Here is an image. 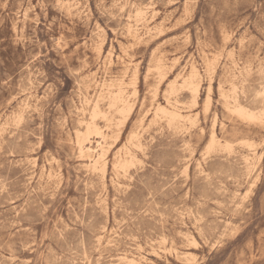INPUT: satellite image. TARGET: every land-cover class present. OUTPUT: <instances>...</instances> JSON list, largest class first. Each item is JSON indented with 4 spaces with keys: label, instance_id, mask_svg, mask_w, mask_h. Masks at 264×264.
Wrapping results in <instances>:
<instances>
[{
    "label": "rangeland",
    "instance_id": "374dc122",
    "mask_svg": "<svg viewBox=\"0 0 264 264\" xmlns=\"http://www.w3.org/2000/svg\"><path fill=\"white\" fill-rule=\"evenodd\" d=\"M235 99L264 110V0H0V264H264V123Z\"/></svg>",
    "mask_w": 264,
    "mask_h": 264
},
{
    "label": "bare ground",
    "instance_id": "6f19581e",
    "mask_svg": "<svg viewBox=\"0 0 264 264\" xmlns=\"http://www.w3.org/2000/svg\"><path fill=\"white\" fill-rule=\"evenodd\" d=\"M140 1V0H139ZM65 4V3H64ZM198 5V4H197ZM129 11V10H128ZM142 16V15H141ZM120 20V19H119ZM131 31H133V29H131L132 27H129ZM186 41V40H185ZM120 48V47H119ZM118 58V57H117ZM157 64V63H156ZM161 64V63H160ZM195 64V63H193ZM218 64V63H217ZM211 65V64H210ZM159 66V65H158ZM141 67V66H140ZM155 67V66H154ZM162 67V66H161ZM209 67V66H208ZM158 68V67H157ZM211 68V67H210ZM216 68V67H215ZM215 68L213 70H215ZM141 69V68H140ZM160 69V67H159ZM237 69V68H236ZM210 72H212L211 70H209ZM36 72V71H35ZM161 73V72H159ZM162 74V73H161ZM160 74V75H161ZM199 75H200V72L197 68V66L195 65H192L191 67V74H190V77L185 79L183 82L186 86H188L192 93H193V103H197L198 102V98L200 97V84H199ZM212 75H214L212 73ZM30 76V75H29ZM41 76V75H40ZM179 76V75H178ZM22 77V76H21ZM135 77V76H134ZM183 77V76H181ZM180 77V78H181ZM186 77V76H185ZM211 77V76H210ZM178 78V77H177ZM201 78V77H200ZM179 79V78H178ZM178 79H176L173 83V86H172V90L175 89V84L178 82ZM211 79V78H210ZM213 79V78H212ZM214 81V80H213ZM44 82V81H43ZM113 82V81H112ZM182 82V83H183ZM201 82V81H200ZM203 82V81H202ZM104 83V82H103ZM118 83V82H117ZM156 83V82H155ZM121 84V83H120ZM183 84V85H184ZM114 85V84H112ZM133 85V84H132ZM135 85V84H134ZM238 85V84H236ZM235 85V86H236ZM262 85V84H261ZM117 86V85H116ZM212 86V84H211ZM211 86L209 87V92L212 91L211 89ZM103 87V86H102ZM105 87V86H104ZM50 88V87H49ZM107 88V86H106ZM112 88V87H111ZM125 88V86H124ZM127 88V86H126ZM136 88V87H135ZM170 88V87H169ZM234 88V87H233ZM232 88V89H233ZM238 88V87H236ZM114 89V88H113ZM134 89V88H133ZM181 89V88H180ZM240 89V88H239ZM23 90V89H22ZM107 90V89H106ZM236 90V89H235ZM241 90V89H240ZM111 97H110V107L112 109H116L118 111V113L120 114V119H119V122H118V125L123 127L124 125H126L128 119L130 118V116L132 115V112H133V109H134V104L133 105V102L131 103V101L128 100V97L126 98L125 96V92L123 91V89L120 87L117 91H113L111 89ZM188 91V89H187ZM174 92V91H173ZM176 92H178V90H176ZM213 92V91H212ZM236 93V91H234ZM239 93V92H238ZM127 94V93H126ZM175 94V93H174ZM208 94V93H207ZM230 94V92H229ZM234 94V93H233ZM110 95V94H109ZM132 95V94H131ZM167 95V94H166ZM211 94H208V97H207V102H206V110L209 109L210 107V101H211V97H210ZM207 96V95H206ZM237 96V95H236ZM235 96V97H236ZM135 97H136V94H135ZM231 97H232V94H231ZM234 97V98H235ZM171 98V97H170ZM224 98V97H223ZM230 98V97H229ZM173 99V98H172ZM176 99V98H175ZM200 99V98H199ZM233 99V98H232ZM225 100V99H224ZM227 100V99H226ZM26 101V100H25ZM97 101V100H96ZM178 101V100H177ZM231 102V101H230ZM171 101H167V104L166 105H163V104H158L156 106V113L159 114V113H162L163 115H165L169 121V123L171 124H174V123H179L183 120H187L190 115H185L183 114L181 111H180V107L178 108L176 105H173L175 103H173ZM179 103V102H178ZM181 103V102H180ZM95 104V103H94ZM194 104V106H195ZM199 104V103H198ZM212 104V103H211ZM88 105V104H87ZM205 106V105H204ZM203 106V107H204ZM192 108V107H191ZM91 109V108H90ZM211 109V108H210ZM204 110V108H203ZM232 110V109H231ZM233 110L241 117L245 118V119H248L250 121H261L264 123V110L262 111H254L252 110L251 108H248L247 106L241 104L238 100L235 99V102H234V107H233ZM92 111V110H91ZM105 110H103L100 106L99 103H96L94 105V108H93V111H92V115H91V121H89L86 125V128H87V132L88 133H82V132H79V138H78V147H79V150L83 153V154H94L95 152V145L92 141V139H90L89 135L92 133V132H95L101 139H104L105 136H106V132L104 130H102L99 125V121H98V118L100 117H103L104 119H106L107 121L109 120V116H108V113L104 112ZM209 111V110H208ZM207 111V112H208ZM109 112V111H108ZM91 113V112H90ZM89 113V114H90ZM111 113V112H110ZM237 115V116H238ZM43 117V116H42ZM215 118V117H214ZM115 120V119H114ZM193 120V119H192ZM106 122V121H105ZM214 122V121H213ZM58 123V122H57ZM191 123V122H190ZM110 125V123H109ZM180 127V126H179ZM85 128V127H84ZM124 128V127H123ZM104 129V128H103ZM85 130V129H84ZM78 131V130H77ZM120 133V132H119ZM202 133V132H201ZM141 134V133H140ZM94 135V134H93ZM119 136V135H117ZM175 136V135H174ZM131 137V136H130ZM134 137H136V135H134ZM139 137V136H138ZM116 139H118L117 137H115ZM120 139V138H119ZM118 139V140H119ZM132 139V138H131ZM117 140V141H118ZM135 141V140H134ZM136 142V141H135ZM138 142V141H137ZM142 142V141H141ZM220 140L216 134V131L213 130L212 131V136H211V141H210V147L211 148H216L217 145L220 144ZM252 142V141H251ZM251 142H246L250 147L253 148L254 144L251 143ZM254 142V141H253ZM264 143V142H263ZM100 144H103V143H98V145ZM113 144V143H112ZM151 144V143H150ZM232 144V143H231ZM222 145V144H221ZM225 145V144H224ZM223 145V147H224ZM229 146V144H227ZM244 145V144H243ZM129 146V145H128ZM101 147V146H100ZM208 146V148H210ZM219 147V146H218ZM217 147V148H218ZM231 147V146H230ZM256 147H258L256 145ZM102 148V147H101ZM124 148V147H123ZM232 148V147H231ZM127 149V147H126ZM228 149V148H227ZM230 149V148H229ZM254 149V148H253ZM256 149V148H255ZM209 150V149H208ZM232 150V149H231ZM188 151V150H187ZM186 151V152H187ZM211 151V150H210ZM215 151V150H214ZM101 152V151H100ZM132 152V151H131ZM130 151H127V155L128 157L126 159H121L119 160V165L118 167H116L117 165L115 164L114 166L116 168H119V169H123V170H127V167L132 163L134 162V159H135V156L131 153ZM206 153V152H205ZM252 153V152H251ZM257 153V152H256ZM105 153H97L96 154V157H95V160L94 161V168H97L100 164H102L103 162V157L105 158L106 156H104ZM235 154V153H234ZM203 155V154H202ZM262 155V153H261ZM48 157V156H47ZM224 158V157H223ZM90 159V158H89ZM92 159V158H91ZM259 159V158H258ZM117 160V162H118ZM247 160V159H246ZM254 160V159H253ZM250 161V159L248 160ZM247 161V162H248ZM101 166V165H100ZM103 169V168H102ZM186 169V168H185ZM104 171V170H103ZM200 171V170H199ZM247 172V171H246ZM210 173V172H209ZM210 176V175H209ZM249 177V176H248ZM208 179V178H207ZM124 180V178H123ZM141 180V179H140ZM247 180V179H246ZM129 181V180H128ZM141 182V181H140ZM175 182V181H174ZM179 182V181H178ZM163 183V182H162ZM141 184V183H140ZM145 184V183H144ZM152 185V184H151ZM139 187V186H138ZM169 187V186H168ZM1 188V187H0ZM249 189V188H248ZM153 193V191H151ZM5 194H8V193H5ZM38 194V193H37ZM218 194V193H217ZM158 195V194H157ZM3 196V195H2ZM242 196V195H241ZM6 197V196H5ZM49 197V196H48ZM38 199V198H37ZM154 199V198H153ZM156 202V201H155ZM141 203V202H140ZM200 203V202H199ZM147 204V203H146ZM158 204V203H157ZM235 204V202H234ZM239 204V203H238ZM171 205V204H170ZM176 205V204H175ZM174 205V206H175ZM115 207V206H114ZM168 207V206H167ZM171 207V206H170ZM178 209V208H177ZM190 209V208H189ZM8 210V209H7ZM101 210V209H100ZM188 210V209H187ZM113 211V210H112ZM162 212V211H161ZM106 213V212H105ZM126 213V212H125ZM164 213V212H163ZM191 213V212H190ZM208 213V212H207ZM33 214V213H32ZM132 214V213H131ZM174 214V213H173ZM39 215V214H38ZM15 216V215H14ZM95 216V215H94ZM153 216V215H152ZM160 216V215H159ZM176 216V215H175ZM188 216V215H187ZM196 216V215H195ZM121 217V216H120ZM148 218V217H147ZM178 218V217H177ZM91 219V218H90ZM134 219V218H133ZM183 219V218H182ZM175 220V219H174ZM89 221V220H88ZM160 221V220H159ZM214 222V221H213ZM9 223V222H8ZM133 223V222H132ZM211 223V222H210ZM126 224V223H125ZM144 224V223H143ZM107 228V227H106ZM76 229V228H75ZM210 229V228H209ZM208 229V230H209ZM154 233V232H153ZM162 233V232H160ZM95 234V233H94ZM155 235V234H154ZM115 237V236H114ZM222 237V236H221ZM66 238V237H65ZM79 238V237H78ZM150 238V237H149ZM83 239V238H82ZM140 240V239H139ZM152 240V239H151ZM72 241V240H71ZM91 241V240H90ZM206 241V240H205ZM63 242V241H62ZM82 242V241H81ZM126 242V241H125ZM75 243V242H74ZM94 243V242H93ZM217 243V242H216ZM77 244V242H76ZM111 244V243H110ZM152 244V243H151ZM149 245V244H148ZM85 246V245H84ZM105 246V245H104ZM113 246V245H112ZM128 246V245H127ZM61 247V246H60ZM72 247V246H71ZM95 247V246H94ZM116 248V247H115ZM68 249V248H67ZM78 249V248H77ZM64 250V249H63ZM162 250V248H161ZM166 250V249H165ZM66 251V250H65ZM78 252V251H77ZM106 252V251H105ZM79 256V255H78ZM127 258V257H126ZM131 258V257H130ZM118 259V258H117ZM134 259V258H133ZM112 260V259H111ZM137 260H130V264H138L136 262ZM141 263V262H140ZM143 264V263H141Z\"/></svg>",
    "mask_w": 264,
    "mask_h": 264
}]
</instances>
